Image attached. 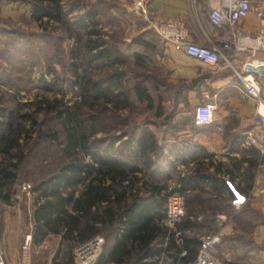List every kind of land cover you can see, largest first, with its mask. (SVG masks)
Here are the masks:
<instances>
[{"label": "trees", "instance_id": "obj_1", "mask_svg": "<svg viewBox=\"0 0 264 264\" xmlns=\"http://www.w3.org/2000/svg\"><path fill=\"white\" fill-rule=\"evenodd\" d=\"M21 1L29 5L32 21L45 28L59 26L74 40L69 64L79 101L71 105L57 97L38 101L37 109L55 120L60 130H39L43 120L36 117L37 109L21 113L19 108L0 107V202L11 203L13 186L28 162L30 148L26 145L35 127L40 131L39 140L59 145L56 165L44 170L45 176L35 179L31 190L32 244H40L53 233L60 234L61 245L64 242L70 248L62 256L64 261L58 262L55 256L52 264H74V244L95 234L104 238L97 264H117L125 255L133 257L137 264L155 256L156 260L149 264H187L197 254L199 235L218 229V212L238 220L243 211L231 208L229 203L234 196L226 181L207 173L205 167L195 168L169 190L167 185L152 184L148 188V175L157 169L151 154L155 140L148 131L153 122L131 124L118 112L130 109L134 102L152 111L155 117L165 112L164 71H151V65L159 68L153 55L159 38L155 33L150 38L148 32L133 37L131 43L139 50L133 51L131 64L118 41L103 38L100 10L94 3L83 5L82 12L71 20L68 13L82 0H74L72 5L65 0ZM142 50L150 54L145 55ZM43 85L48 87L50 83ZM118 124L130 128L109 134ZM99 132L105 136H96ZM237 153L229 168L219 165L216 172L228 173L231 183L239 178L237 190L247 194L264 164V145L259 149L251 144ZM138 172L143 178L140 188H135L140 179ZM204 181L212 189L207 197L186 193ZM225 190L230 192L228 196H223ZM171 193L185 198V213L179 226L183 233L181 246L164 225L166 198ZM183 250L185 254L181 255Z\"/></svg>", "mask_w": 264, "mask_h": 264}, {"label": "crops", "instance_id": "obj_2", "mask_svg": "<svg viewBox=\"0 0 264 264\" xmlns=\"http://www.w3.org/2000/svg\"><path fill=\"white\" fill-rule=\"evenodd\" d=\"M146 1L154 22L181 20L185 23L191 40L197 43L207 44L208 38L218 41L235 37L239 47L248 48L256 46L259 42L254 36L260 37L261 43H264V26L253 13H249L232 28L227 25L213 26L209 22L205 0ZM250 1L264 7V0ZM21 8L22 13L30 19L28 4L20 6L17 1L0 0V18L10 19ZM3 27L4 23L0 24V29ZM142 32L143 30L139 31L140 34L144 33ZM139 33L134 37L140 35ZM160 42L159 40L153 55L157 66L165 75L162 102L165 112L162 116L155 117L156 121L148 127L155 140V148L151 154L155 159L154 167L157 166V169L152 168V174L148 175V188L152 184L167 185L169 190L195 168H207V173L226 181L234 196L229 203L231 208L234 211L242 208L243 211L238 220L225 212L217 213L226 216L221 225L223 235L217 245L230 252L231 259L226 264H264V164L259 167L252 188L247 194L237 190L239 178H235L231 183L228 173L216 172L219 165L222 168L230 167L231 158L238 156L237 151L241 148L251 145L248 140L253 134H257L254 131L260 126L255 112L256 103L241 92L239 80L232 69L242 71L247 54L242 50H229L227 54L231 66L223 60L208 65ZM200 103H210L214 106L213 121L210 124L197 126L193 122L194 108ZM252 145L262 149L261 144ZM245 166L246 162L243 163V167ZM137 176L140 179L134 186L140 188L143 174L138 172ZM211 190L209 183L204 181L202 186L196 185L186 193L207 197ZM229 193L225 190L223 196H228ZM236 199L240 201L238 208L233 206ZM7 231L8 229L4 230L0 235V247L5 263L15 264L14 247L7 242ZM28 233L33 238V223L23 236ZM61 240L60 234L51 233L40 244H32L31 240L30 247L39 253V246L44 247L49 242L54 244L57 250L50 260L52 264L53 257L60 256L59 247L65 245L64 242L61 245ZM177 245L181 246L182 243ZM184 254L183 250L181 255ZM26 260L28 261L27 258ZM155 260L156 256L147 257L141 262L149 264ZM117 264L137 263L133 257L125 255L119 258Z\"/></svg>", "mask_w": 264, "mask_h": 264}, {"label": "rangeland", "instance_id": "obj_3", "mask_svg": "<svg viewBox=\"0 0 264 264\" xmlns=\"http://www.w3.org/2000/svg\"><path fill=\"white\" fill-rule=\"evenodd\" d=\"M65 1L68 5H72L74 0ZM133 1L82 0L73 11L70 10L68 16L73 20L82 12L83 5L94 3L100 10L103 38L114 42L118 41L120 49L124 51L132 64L134 60L133 51L139 50V47L131 43L135 34L143 30L144 33L148 32L151 35V37L148 35L150 38L154 36L149 21H146L133 10ZM17 5L25 6L27 4L17 0ZM22 10L23 8L10 19L8 17L6 19L0 18V24L4 23L5 25L3 29H0V107L8 110L19 108V112L29 113L37 109L38 101L42 97L51 100L57 97L68 105L79 101L78 88L74 84L69 64L70 50L74 45V40L68 37L63 28L56 25L45 28L38 22L28 19ZM2 30L6 32L3 34ZM15 34L18 35L17 38L20 39V42L18 40L16 42L14 39ZM142 52L145 55L150 54L147 50H142ZM151 71L161 74L163 70L151 65ZM43 81L50 83V85L45 87ZM37 110L36 117L43 120L39 125V130H48L49 128L60 130L57 122L45 115L44 110ZM118 114L120 117L128 119L131 124H144L148 121L154 123L156 121L152 111L145 110L144 106L138 105L136 102L130 109L120 110ZM120 125L114 127L115 130L114 128L111 129L109 134H120L130 128V125L129 127ZM39 130L35 127L32 128V138L26 145L30 148L28 162L22 166L18 179L13 186L14 194L11 203L0 202V235L8 229L6 239L8 244L14 247L15 264H20L22 261V238L32 224L34 195L31 190L33 181L35 179L38 181L44 177L43 171L51 169L58 160L59 145L39 140ZM254 132L257 134L252 135L251 138L254 139V142L251 144L264 145V127L258 126ZM96 136L104 137L105 135L99 132ZM23 186L26 189H23ZM204 234L205 232L199 237ZM69 249L67 246L60 247V256L56 257L58 262L64 261L62 256ZM56 250V246L51 242L44 247L39 246V253L30 247L29 254H27V264H50L52 255Z\"/></svg>", "mask_w": 264, "mask_h": 264}, {"label": "built area", "instance_id": "obj_4", "mask_svg": "<svg viewBox=\"0 0 264 264\" xmlns=\"http://www.w3.org/2000/svg\"><path fill=\"white\" fill-rule=\"evenodd\" d=\"M205 3L208 8L209 20L214 25H227L232 28L240 20L246 18L249 13H253L261 25L264 26V7L259 3L251 2L250 0H205ZM132 7L139 16L149 21L154 33L164 45L171 46L173 49L199 59L205 64L214 65L219 60H223L231 66L227 52L229 50L245 51L247 58L244 61L242 71L232 69L239 80L241 92L255 101V112L258 123L264 127V72H248L244 69L246 64H251L254 67L262 66L264 68V43H261L260 37L254 36L253 38L259 42L256 46L248 48L239 47L235 37H232L230 40L218 41L208 38L207 44H200L191 40L188 29L181 20L154 22L146 0H134ZM213 110L214 106L210 103L196 105L193 113L194 124L197 126L210 124L213 121ZM248 141L253 143L254 139L250 138ZM23 189H26V187L23 186ZM233 206L238 208L240 201L234 200ZM184 213V197L178 193L169 194L165 204L164 225L173 233L177 244L182 243L183 233L179 226ZM225 219V215L216 214L215 220L219 228L215 232H209L200 237L197 254L187 264H226L230 261V252L217 247L223 235L221 225ZM31 240L30 233L26 234L23 238L22 261L20 264H27L26 255ZM103 242L104 238L99 234L77 242L73 249L74 264H95L101 252ZM0 264H6L1 247Z\"/></svg>", "mask_w": 264, "mask_h": 264}, {"label": "water", "instance_id": "obj_5", "mask_svg": "<svg viewBox=\"0 0 264 264\" xmlns=\"http://www.w3.org/2000/svg\"><path fill=\"white\" fill-rule=\"evenodd\" d=\"M244 69H245V71H248V72L249 71H257L259 73H263L264 72V68L262 66L254 67L251 64H246Z\"/></svg>", "mask_w": 264, "mask_h": 264}]
</instances>
